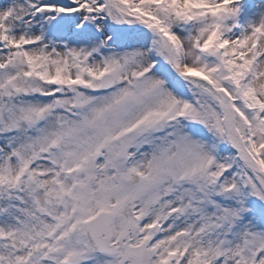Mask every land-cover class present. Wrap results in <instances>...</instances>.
<instances>
[{
    "label": "snow or ice",
    "instance_id": "1",
    "mask_svg": "<svg viewBox=\"0 0 264 264\" xmlns=\"http://www.w3.org/2000/svg\"><path fill=\"white\" fill-rule=\"evenodd\" d=\"M0 264H264V0H0Z\"/></svg>",
    "mask_w": 264,
    "mask_h": 264
}]
</instances>
